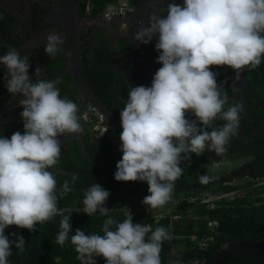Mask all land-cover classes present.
<instances>
[{
	"label": "clouds",
	"instance_id": "9594fccd",
	"mask_svg": "<svg viewBox=\"0 0 264 264\" xmlns=\"http://www.w3.org/2000/svg\"><path fill=\"white\" fill-rule=\"evenodd\" d=\"M154 36H158L155 48L160 53L156 62L162 66L153 76L151 87L129 86L127 102L120 112L119 150L123 155L114 173L118 182H147L150 194L142 203L149 212L170 201L175 182L183 174L181 162L189 161L190 154L200 156L209 151L220 157L227 153L243 108L233 103L225 110L226 81L218 84L219 73L211 66H228L238 80L245 68L255 70L261 65L264 0L169 3L166 15L154 11L150 23L138 29L134 40L148 44ZM46 41L44 52L55 58L65 37L51 31ZM0 65L7 68L8 92L23 97L19 101L23 134L16 131L10 138L0 136V264H10L12 245L20 252L25 246L22 236L12 233L16 239L10 240L5 234L11 225L32 232L38 224L61 215L56 243L64 246L69 241L72 212L65 215L59 210L57 180L50 169L60 162V137L79 134L83 128L77 104L61 98L56 80L30 78L28 56L9 48L0 56ZM41 74L38 66L35 76ZM217 120L224 123L217 126ZM212 158L216 162L210 165L229 177L232 160ZM76 179L73 176V181ZM198 179L208 183L215 177L201 174ZM69 191L65 181L62 194ZM109 195L98 183L85 190L83 207L77 211L90 217L99 212L107 218L103 221V235L85 234L79 228L71 235L80 264H97V257H103L106 264H162L163 242L171 238L167 230L161 226L153 231L148 224H134L130 210L126 219L117 222L105 207ZM210 221L208 225L213 226ZM192 236L196 234H191V240L201 248L213 240L211 235L208 244L201 246Z\"/></svg>",
	"mask_w": 264,
	"mask_h": 264
},
{
	"label": "flooded vegetation",
	"instance_id": "af4514ba",
	"mask_svg": "<svg viewBox=\"0 0 264 264\" xmlns=\"http://www.w3.org/2000/svg\"><path fill=\"white\" fill-rule=\"evenodd\" d=\"M117 1L80 0L74 5L73 18L78 34L84 78L93 93L110 111L120 117V112L127 102L129 86L148 87V83L145 63L138 41L134 40L135 30L129 13L137 0H127L122 14L115 13L110 18L106 17L104 15L106 6L113 5ZM173 2L183 4V0H147L142 14L143 27L150 23V16L154 11L158 15H166L168 4ZM9 3L11 5L0 6V56L5 55L9 48H15L21 56H28L31 65L28 72L30 78L33 81L56 80L61 98H67L73 102L77 98L78 106L80 92L70 72L55 75L66 64L65 42L58 46L60 50L55 58H49L44 52L46 36L49 32L58 31L63 34L61 23L54 16L55 12L60 10L61 1L14 0ZM157 39L158 36H154L149 42L155 73L162 66L156 62L160 54L155 48ZM38 66L42 69L40 77L35 76ZM225 69L230 70L229 74L223 72ZM211 70L219 73L218 84L226 81L224 88L227 91L228 104L225 105V110L233 103L241 104L243 108L239 128L231 137L225 154L226 158L234 163L228 179L232 180L239 176L258 178L264 175V60L255 70L245 68L242 71V81L234 78V73L228 66H211ZM6 78L7 68L0 65V136L10 138L16 131L22 134L24 132L23 119L20 115L23 108L19 105L23 97L20 95L14 97L8 92ZM79 122L83 128V131L79 133V139H65L67 134L60 137V162L50 169L57 180V193L62 190L63 178H67L68 175L71 179L73 176L77 177L74 182H79V187L83 190L97 183L98 174L90 164H99L108 168L100 162L107 161L99 157L102 151L98 144L92 138L87 139L88 129L92 131L90 125L82 119L81 115ZM215 123L219 126L224 121L217 120ZM212 157L221 158L222 156L214 154ZM235 159L239 160V164ZM80 160H83V163ZM118 161L110 163L117 164ZM18 229L20 228L11 225L5 229V234L10 240H15L16 237L11 234L16 233ZM18 236L24 238L23 233L19 232ZM226 245L220 246L213 242L202 247L211 246L205 252L210 254L204 253L205 255L199 257L191 255L178 260L183 264H192L193 261H199V264H210L215 254ZM11 251L14 253L15 260L23 259L14 244ZM212 253L214 255L209 259ZM8 259L11 263L13 258L10 256ZM178 260L175 254L171 256V264H175Z\"/></svg>",
	"mask_w": 264,
	"mask_h": 264
},
{
	"label": "trees",
	"instance_id": "16d2710c",
	"mask_svg": "<svg viewBox=\"0 0 264 264\" xmlns=\"http://www.w3.org/2000/svg\"><path fill=\"white\" fill-rule=\"evenodd\" d=\"M100 1L104 2V0ZM76 102L77 98L74 103ZM188 118L194 119V117ZM88 131H86V133L88 132L87 139L92 138L102 151L100 158L110 163L116 162L122 157L120 153L113 150L109 136L105 135L100 138L95 136L93 130L88 129ZM214 154L209 151L200 156L190 154L189 161H182L180 166L183 169V174L175 182L172 197L165 205L173 204L177 198H180V202L174 204L175 210L170 213L159 216L152 215L149 218L153 231L162 226L171 237L163 242L160 253L162 264H171V256L174 254L177 260L181 257H191V255L199 257L210 254L205 252L212 245L207 248L197 246L191 240V234H196L198 237L207 234L213 235L211 243L216 242L220 246L243 238H255L264 243V175L233 183L234 181L225 177L226 174L214 165H210L216 162L212 158ZM80 162L83 163V160ZM90 165L98 174L96 182L110 192L105 204V207L110 209L109 216L117 222H122L128 216L126 206L147 208L142 203L144 197L150 194L147 182H118L114 179L115 171L99 164ZM201 174L215 177V179L208 183H201L198 179ZM63 180L68 182L71 191L67 194H62V190L57 193L58 199H61L58 200V208L65 215L72 212L69 241L64 246L56 243L55 238L60 231L61 215H57L43 224H38L36 231L30 232L20 228L16 234L17 236L19 232L24 234V251L18 250L23 259L15 260L13 253L10 264H80L75 248L70 241L71 235L75 234L77 228L84 231L85 234L103 235V221L107 217L101 216L99 212L90 217L82 211H77L83 207L85 190L79 187V182L72 181L70 175ZM203 195H213L216 198L212 203H208L203 200ZM191 198H193L192 201ZM147 211V209L139 211L138 217L149 216L150 213ZM159 211H155V213H159ZM210 220L214 222L213 226L208 225ZM113 230H115V226H113ZM191 247H193L192 250ZM213 255L214 253L209 256V259ZM96 261L97 264H106L103 257H97ZM175 264H183V262L178 260L175 261ZM225 264L262 263L255 254L246 250H238L228 258Z\"/></svg>",
	"mask_w": 264,
	"mask_h": 264
},
{
	"label": "water",
	"instance_id": "95a60500",
	"mask_svg": "<svg viewBox=\"0 0 264 264\" xmlns=\"http://www.w3.org/2000/svg\"><path fill=\"white\" fill-rule=\"evenodd\" d=\"M14 0H0V6L11 5L9 2ZM60 10L55 12L54 16L56 20H59L63 28V35L65 37L66 45V64L56 72L55 75H60L64 72H70L72 79L80 92V102L78 104V113L80 116L84 107L89 103L95 106L103 115L105 119L110 123L121 125V118L110 111L105 104L93 93L89 85L87 84L80 62V52L78 45V34L76 31L75 21L73 18L74 5L80 0H60ZM147 0H137L133 8L129 11L132 16V24L135 33L143 27L142 14ZM139 49L143 56L145 63L147 83L148 87H151L153 76L155 75L154 64L151 56L150 45L143 44L138 41ZM242 72L240 74L239 81H242ZM65 139H79V134H67ZM83 152V150H81ZM104 166L117 171L116 164L100 161ZM238 250H246L255 254L262 264H264V243L261 240L255 238H243L234 240L221 248L217 254L213 257L210 264H224L226 259Z\"/></svg>",
	"mask_w": 264,
	"mask_h": 264
},
{
	"label": "built area",
	"instance_id": "2783aa9c",
	"mask_svg": "<svg viewBox=\"0 0 264 264\" xmlns=\"http://www.w3.org/2000/svg\"><path fill=\"white\" fill-rule=\"evenodd\" d=\"M126 5H127V0H118L113 5L106 6L104 10V15L110 18L115 13L122 14ZM81 117L85 122H87L90 125L96 137L101 138L105 135L109 136L112 141L114 150L117 153L123 155V153L119 150L121 144L120 134L122 132L121 125L110 123L109 121H107L103 113H101L95 106L89 103L84 107L81 113ZM212 199L213 196L211 195H203V200L205 202H211ZM192 200L193 198H191V201ZM133 223L148 224L151 227L149 216L133 218ZM211 224L212 222L209 221V225ZM192 238L196 239L199 245L204 246L208 244V242L212 239V236L210 235H205L203 237L192 236Z\"/></svg>",
	"mask_w": 264,
	"mask_h": 264
},
{
	"label": "rangeland",
	"instance_id": "374dc122",
	"mask_svg": "<svg viewBox=\"0 0 264 264\" xmlns=\"http://www.w3.org/2000/svg\"><path fill=\"white\" fill-rule=\"evenodd\" d=\"M229 69H225L223 72L226 73V74H229ZM234 163H230V165H233ZM237 181H234L233 183H236V182H239V181H242L244 179H247V177H244V176H239V177H236L235 178ZM177 202H180L179 200H175L173 202V204H169V205H165L163 206V208L161 209H157V210H153L152 212H149L150 215H149V218L150 216L152 215H155V216H159L161 214H164V213H170L172 210H175V207H174V204H176ZM125 209L127 210L126 213L129 214V210H130V214L132 215V217H138L139 216V211H142L143 209H147L146 207H131V206H126ZM159 211V213H155V211Z\"/></svg>",
	"mask_w": 264,
	"mask_h": 264
},
{
	"label": "crops",
	"instance_id": "0c3cea01",
	"mask_svg": "<svg viewBox=\"0 0 264 264\" xmlns=\"http://www.w3.org/2000/svg\"><path fill=\"white\" fill-rule=\"evenodd\" d=\"M175 200H179V201H180V198H177V199H175ZM175 200H174V201H175Z\"/></svg>",
	"mask_w": 264,
	"mask_h": 264
}]
</instances>
